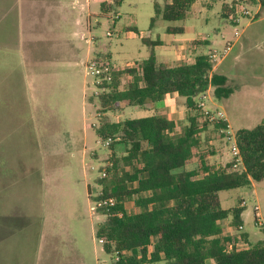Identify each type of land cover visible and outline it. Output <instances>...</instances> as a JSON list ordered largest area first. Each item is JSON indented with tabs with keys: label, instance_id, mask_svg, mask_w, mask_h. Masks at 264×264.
<instances>
[{
	"label": "trees",
	"instance_id": "obj_1",
	"mask_svg": "<svg viewBox=\"0 0 264 264\" xmlns=\"http://www.w3.org/2000/svg\"><path fill=\"white\" fill-rule=\"evenodd\" d=\"M123 1L104 2L101 10L111 13ZM198 1H154L150 28L159 20L184 21ZM243 1L264 10V0ZM239 2L224 4L223 16L234 14ZM166 33L183 34L184 27L168 26ZM143 41L150 48L149 57L133 68L114 71L112 82L99 87V93L91 95L87 103L101 116L127 107L150 109L176 94L186 99L189 122L178 133L176 123L163 115L117 122L98 119L94 131L101 140L112 138L108 162L113 163L98 186L104 198L116 199L113 211L123 216L107 215L96 238L104 240L107 253L119 252L116 264H264V241L240 247L247 241L246 233L226 235L221 222L231 218V226L238 230L245 207L225 209L219 196L264 179V120L252 129L236 132L243 162L240 171L233 170L231 161L211 164L209 157L216 153L203 137L208 123L200 126L195 99L210 87L217 99L228 98L234 88L228 86L226 76L213 72L214 64L207 55H198L193 63L160 65L154 51L160 41ZM212 126L222 136L219 131L227 129L228 123ZM117 144L123 148L122 155L114 150ZM193 162L197 168L187 170ZM88 192L91 198L90 188Z\"/></svg>",
	"mask_w": 264,
	"mask_h": 264
},
{
	"label": "rangeland",
	"instance_id": "obj_2",
	"mask_svg": "<svg viewBox=\"0 0 264 264\" xmlns=\"http://www.w3.org/2000/svg\"><path fill=\"white\" fill-rule=\"evenodd\" d=\"M154 1L156 0H125L119 6H114L113 11L108 14L102 12L101 4L106 2L114 5L113 0H79V4L73 5V17L81 19L85 37L81 38L79 35L74 37V43L80 51V59L77 61L73 73H71V78L67 79L65 83L63 77H61L55 85L56 91L53 92L55 96L51 97V103H54L56 107L57 127L62 135V139L58 140V156L56 159L58 180H61L63 187L54 188L53 193L57 192L58 198L71 196L75 200L74 208H76L73 214L78 215L79 212L82 214L80 220L71 218L68 221V226L72 235L75 236V242L78 251L82 255L83 264L117 263L115 254L104 251L103 245L99 243L95 236L97 228L107 217V214H103L97 209L95 200L102 191L98 186V181L101 179L102 171L111 155V148L106 147V144L105 146L101 145L100 138L96 136L94 131L98 119L117 122L157 113L167 118L174 117L177 122L178 133L189 122V109L186 101L183 100L184 98L172 100L170 103L173 107L169 105L168 108H161L158 105L150 109L151 111H147L145 108H127L124 112L102 113L100 116L92 105H89L85 100V97L88 99L97 92L94 79L86 73L85 69L89 49L92 58L108 61L116 69L123 70L133 68L137 63L139 64L149 57L150 48L143 41V38H147L149 41L156 40L157 35H160V38L169 39L167 45L159 50L160 64L188 63L192 58L189 49H195L196 47L199 50L198 54H208L213 48L211 44L195 46L194 44L191 45L190 42L188 49V47L186 48V46L180 44L177 47V43L171 40L182 39L183 37L197 38L198 42L203 40L211 42L217 37L220 38L221 33L227 32L229 36L226 40H230L228 42L232 45L235 40L234 30H238L237 34L234 32L235 35H238L242 33L248 22L263 19L261 20L263 22L253 24L250 29L251 31H263L262 36L258 37V41L248 43L246 46L247 51H244L243 55H241L239 47H235L231 54L229 51L226 55L228 57L226 61L228 62H232L237 55L239 56L234 62V74L228 83V86L237 88L236 91L228 98L217 99L214 95V88L210 87L207 91L208 100L206 104L207 109L219 110L225 114L232 137L236 136L238 130L252 129L264 120V97L260 95L262 89H264V11L260 14L256 12L257 4L239 0L241 6L239 10L235 8V13L242 15L241 11L244 8L250 12V15H238L239 21L236 23L235 17L237 14L234 13L233 16L224 17L222 9L224 4L231 5L233 0H199L193 5L185 21L170 23L159 20L156 27L150 29V21L154 16ZM157 1L161 2V0ZM87 2H89L88 5ZM180 25L187 27L184 34H166V27ZM125 26L132 27V31L120 32ZM86 39H89L90 42L88 43ZM179 46L186 51L185 54L187 55L178 56L182 50ZM170 50H176L174 57L171 60L164 61L163 55ZM217 64H214V67ZM125 80L126 77H123L122 82L124 83ZM199 97L195 99L197 105ZM200 126H203V124L200 123ZM207 129L203 133V137L209 139L208 144L213 147L216 153V155L209 157L210 163L215 165L227 164L231 161V143L220 131L219 133L222 136H218L219 134L214 130L212 124L208 123ZM8 142L12 147V143L15 144L17 141H7L6 143L8 144ZM36 142V140H25L23 145L25 156L8 155L6 159L9 158L8 163L15 168H20L21 162L27 163V168H30L34 175L37 174L36 177L34 176L35 180L41 179V175L42 179H45L43 172L37 173L38 162H40V159L42 161V157L39 155L40 151ZM84 149L87 153L86 162L82 159ZM114 150L119 155L123 154L121 145H115ZM93 154L97 157L94 158ZM47 159L50 167L55 162V158ZM91 166L95 167L94 170H91ZM197 166V162H194L189 167L197 168ZM14 171V173H6L7 179L5 182L7 183L9 180L8 184L11 183L10 185H12L10 188H14L16 182H13L17 177L16 174L20 172V170L18 172ZM50 171H53V169ZM64 182L66 184H63ZM51 183L48 190L42 187V184L35 187L15 188L10 191V194L20 196L23 195L22 192L24 191L30 193L31 196H35V198L41 197L42 200L45 197V190L49 191L51 195L53 182ZM87 184H89L91 198ZM219 196L221 205L225 209L245 207L242 214L243 229H232L231 219L227 222V227L231 228V232L240 235L246 233L248 235V240L242 242L240 247H247L259 241H264V179L260 182H254L249 188L224 191ZM69 206L71 207V203ZM256 208L258 211L255 210ZM78 251L77 253H79ZM56 257V262L49 263L47 259H44L41 264H65V260L60 259V256ZM207 263L214 264L213 261Z\"/></svg>",
	"mask_w": 264,
	"mask_h": 264
},
{
	"label": "crops",
	"instance_id": "obj_3",
	"mask_svg": "<svg viewBox=\"0 0 264 264\" xmlns=\"http://www.w3.org/2000/svg\"><path fill=\"white\" fill-rule=\"evenodd\" d=\"M77 4H79V0H0V264H41L44 259L51 263L52 261L56 262V256L65 260V264H83L75 236L72 235L68 226V221L71 218L80 220L82 214L80 212L78 215L73 214L76 208H74L75 200L71 196L58 198L57 192L53 193L54 188L63 187L61 180H58L56 159L58 156L57 144L58 140L62 139V135L57 127L56 107L54 103H51V97L55 96L53 92L56 91L55 85L60 78L63 77L66 83V80L71 78V73L80 59V51L74 43V37L79 35L84 38L85 33L81 19L74 18L72 14L73 5ZM263 11L258 5L256 12L262 14ZM261 20L263 19L248 22L242 33L238 35H235L238 30H234L235 40L230 54L235 47H239L241 55H243L244 51H247L248 43L258 41L257 39L262 36L263 31H251L250 29L253 24L263 22ZM156 24L153 28L156 27ZM183 27L185 33L187 27ZM124 31H132V27L125 26L120 30V32ZM220 35V38L217 37L211 42L205 40L198 42L197 38L183 37L170 40L176 42L177 47L180 44L188 49L190 44L195 46L211 44L213 48L223 47L230 41L226 40L229 35L227 32ZM147 40L149 41V39ZM168 40L160 38V35H157L156 40H150L160 41V44L154 48L158 64H160L159 50L167 45ZM86 41L90 42L89 39ZM181 49L178 56L187 55L182 47ZM189 50L192 58L188 63H193L198 55H207L206 53L198 54L199 50L196 47ZM173 51H166L162 57L163 60H171L176 50ZM190 54L188 55L190 56ZM237 57L239 56L237 55L233 60L231 58L232 62L226 61L228 57L224 58L213 68V72L226 76L227 83H229L234 74V62ZM90 58L92 57L89 49L86 62ZM160 65L172 66L176 64L163 63ZM236 89L234 88V91ZM260 95L264 97V89ZM179 98L183 97L176 94L169 95L156 107L160 105L161 108H168L169 105L172 106L170 103L172 100ZM85 100L87 101L86 97ZM183 100L186 101L185 98ZM127 108L119 112H124ZM150 109L147 111H151ZM156 114L152 113L142 117ZM168 119L173 120L177 125L174 117H168ZM95 125L97 126V124ZM176 131H178V126ZM27 139L37 141L39 155L42 157V161L40 159L38 162L37 173L43 172L45 179H42L41 175V179L35 180L34 176L36 177L37 174L34 175V172L27 168V163L21 162L20 168H15L8 163L9 158L6 159L8 155L25 156L23 145ZM7 141L17 142L12 143V147H10L9 142L6 143ZM85 151L84 149L82 152V159L86 162L87 153ZM93 155L94 158L97 157L95 154ZM47 158H55V162L50 167ZM193 163L189 164L186 169H196L189 167ZM94 168L91 166V170ZM51 169L53 171H50ZM14 170L16 172L20 170V172L16 174L17 177L13 182H16L14 188H10L12 185L8 184L9 180L7 183L5 182L6 173H14ZM49 171L52 172L51 175ZM51 182H53V187L50 195L47 190L49 184H52ZM42 184V187L47 188L42 200L41 197L35 198L24 191L22 194L25 196L10 194V191L15 188L35 187ZM87 188H89V184H87ZM229 219L221 222V225L225 229L226 235L236 234L230 231L229 226L227 227ZM74 260L75 262H73Z\"/></svg>",
	"mask_w": 264,
	"mask_h": 264
},
{
	"label": "built area",
	"instance_id": "obj_4",
	"mask_svg": "<svg viewBox=\"0 0 264 264\" xmlns=\"http://www.w3.org/2000/svg\"><path fill=\"white\" fill-rule=\"evenodd\" d=\"M240 6L241 5H237L236 8H238L239 10ZM241 13L242 15H250V12L245 10L244 8H242ZM235 14H237L235 17V22L238 23L239 21L238 15H241V14L239 13H235ZM231 16H233V14ZM231 48H232V45L230 44V42H227L221 48H218V47L212 48L208 52L207 56L209 57L210 61L213 64H217L226 57V55L229 53ZM85 69H86V73L94 79V85L97 88V92L94 93L95 95L99 93L100 91L99 87H102L105 84L112 82L113 72L117 70L112 65V63L108 61H100L99 59H95V58H90L87 61L85 65ZM207 100H208V96H207V91H206L205 93L201 94L199 97L198 107L200 109V114H201L200 123L201 124H204V123L214 124L217 122L228 123L227 118L223 112L219 110L212 111V110L207 109V104H206ZM228 128H229V125L227 129H224V128L220 129V133L226 137L229 143H231L230 152H231V162H232L233 170L240 171L241 170L240 168L243 167L242 157H241L240 150H239V147L236 141V136L232 137L231 132L229 131ZM99 142L101 145H104V146L106 144V147H107L111 144L112 138H108L107 140L100 139ZM112 165H113L112 162L107 163L106 167L102 171V174L100 177L101 179L108 177L109 175L108 168H111ZM95 203H96L97 209L100 211H104L105 214H107L108 216H113V215L118 216V217L123 216L122 212L113 211L117 205L116 199L110 198V197L104 198L102 191L98 194ZM255 210L258 211L257 208ZM241 229H243V226H239V230ZM98 240H99V243H101L102 245L104 244L103 239H98ZM115 260L116 261L120 260L119 252H115Z\"/></svg>",
	"mask_w": 264,
	"mask_h": 264
}]
</instances>
